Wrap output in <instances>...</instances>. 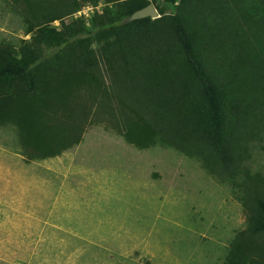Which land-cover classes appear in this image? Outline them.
Wrapping results in <instances>:
<instances>
[{"label": "trees", "instance_id": "obj_1", "mask_svg": "<svg viewBox=\"0 0 264 264\" xmlns=\"http://www.w3.org/2000/svg\"><path fill=\"white\" fill-rule=\"evenodd\" d=\"M23 2L35 24L20 52L0 45V127L18 128L25 160L58 157L99 123L139 148L160 140L236 176L264 115V0H180L176 14L160 0ZM100 2L111 7L91 28L65 23ZM151 4L159 19L131 20ZM247 210L230 264H252L264 242L262 191L248 192Z\"/></svg>", "mask_w": 264, "mask_h": 264}, {"label": "rangeland", "instance_id": "obj_2", "mask_svg": "<svg viewBox=\"0 0 264 264\" xmlns=\"http://www.w3.org/2000/svg\"><path fill=\"white\" fill-rule=\"evenodd\" d=\"M160 1L176 14L180 0ZM24 4L0 0V45L17 52L35 24ZM107 7L88 4L64 21L91 28ZM55 104L64 109L60 98ZM22 152L18 128L0 127V200L20 210L0 227L6 264H230L248 228V192L264 193V115L235 177L160 140L139 148L99 123L58 157L28 162ZM248 258L264 264V242Z\"/></svg>", "mask_w": 264, "mask_h": 264}, {"label": "crops", "instance_id": "obj_3", "mask_svg": "<svg viewBox=\"0 0 264 264\" xmlns=\"http://www.w3.org/2000/svg\"><path fill=\"white\" fill-rule=\"evenodd\" d=\"M1 199V198H0ZM11 204L7 203V202H3L0 200V227H3L5 229V226L8 225L9 223L12 222L13 218H15V215H13V213L15 212H20V210L18 209H13L10 207ZM15 244L14 242H9L6 240V244ZM31 245V243H30ZM36 247V245H35ZM1 260L4 264L5 263V258L2 257V255L0 254V264H1ZM10 264H22L21 263V260L18 259V260H14L13 263L11 262Z\"/></svg>", "mask_w": 264, "mask_h": 264}, {"label": "water", "instance_id": "obj_4", "mask_svg": "<svg viewBox=\"0 0 264 264\" xmlns=\"http://www.w3.org/2000/svg\"><path fill=\"white\" fill-rule=\"evenodd\" d=\"M161 16L159 15L158 10L156 7L151 4L145 9H142L135 13L132 17V21L139 20V19H145V18H152L154 20L159 19Z\"/></svg>", "mask_w": 264, "mask_h": 264}]
</instances>
